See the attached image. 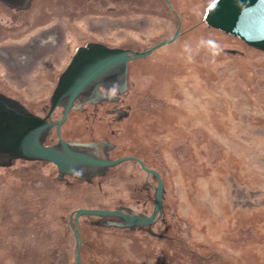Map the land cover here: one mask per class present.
I'll return each mask as SVG.
<instances>
[{"label":"rangeland","instance_id":"obj_1","mask_svg":"<svg viewBox=\"0 0 264 264\" xmlns=\"http://www.w3.org/2000/svg\"><path fill=\"white\" fill-rule=\"evenodd\" d=\"M194 19L202 22L200 15ZM209 40L221 46L219 54L201 44ZM20 43L7 45L14 60L9 77L30 81L32 92L39 94L50 67L26 77L31 56L17 52ZM1 52L5 58L0 60L8 63ZM54 53L55 68L59 55ZM134 63L142 75L126 92L132 107L117 143L142 154L165 179V215L152 228L160 237L122 229L125 224L116 216L87 218L81 230L85 261L198 264L191 250L216 256L218 264H264V51L199 25L193 34ZM106 84L116 95L127 83ZM92 95L105 97L102 90L87 91L80 101ZM108 147L100 142L97 153L105 155ZM25 170L0 168V264H74L72 232L56 209L66 187L48 178L45 167ZM113 170L101 185L82 183L68 193L80 197L85 208H112L117 200L140 197V168L127 161ZM24 193L29 209L9 204L11 197L20 202ZM35 203L43 206L41 217L32 209ZM171 234L174 240L168 239ZM102 248L108 250L105 259L93 261L91 255Z\"/></svg>","mask_w":264,"mask_h":264},{"label":"flooded vegetation","instance_id":"obj_2","mask_svg":"<svg viewBox=\"0 0 264 264\" xmlns=\"http://www.w3.org/2000/svg\"><path fill=\"white\" fill-rule=\"evenodd\" d=\"M216 1L0 0V52H6L4 55L9 61L4 63L0 60V168L5 172L7 169L17 168L19 173H22L25 169L45 167L48 170V178L64 184L67 191L62 200L67 206L65 210L72 211L67 215H60V219L72 232L75 264L74 228L78 229L79 255L83 263L80 249L83 242L82 226L87 218L101 215L81 214L75 223L77 210L85 207H80V197L68 193L69 188L82 183L101 185L114 168L130 161L144 174L141 187L143 193H140V197L130 196L117 200L112 208L99 209L150 215L155 206L157 179L155 175L148 174L135 160L126 159L106 166H92L80 163L67 155L60 154L55 157L42 151V147L56 153L61 152V136L76 151L109 160L136 156L146 166L158 171L163 181V195L154 221L139 226L140 229L133 228V224H125L122 229L141 230L160 237L152 228L160 223L165 215V179L161 171L152 166L142 154L132 153L129 148L122 150V146L117 143V132L121 129L120 125L129 118V109L132 107V100L127 98L126 92L131 90L130 82L137 81L142 75L138 73V65L134 62L144 56L114 59V54L119 50H127L129 54L130 51L147 50L162 40L172 38L178 32L177 37L169 42L175 43L185 34H193L197 28L194 19L197 15L201 16V27L234 37L257 51H264L263 48L226 31L213 21L211 6ZM262 39L264 41V36ZM21 40L19 46H22L17 52L22 53V56H31L30 72L26 77L35 75L43 65L50 67L51 72L48 73L39 94L32 92L30 81L22 82L20 79L9 77L8 66H12L14 60L9 55L7 45ZM54 50H57L59 55L55 68L52 65L56 55ZM38 56L41 57L40 61L37 60ZM88 77H91L90 84L72 101L66 118L60 124L59 136L57 125L67 106L68 91ZM110 82H125L126 89L121 90L120 94L111 95V85L106 84ZM101 90L105 95L103 99L97 100L92 95L89 100L80 101L85 92L101 93ZM103 141L107 142L109 147L102 156L97 151ZM147 193H150L149 197L152 198L150 208L147 206ZM23 196H18V200H22L19 202L21 211L30 208L26 193ZM35 205L32 209L36 211L43 208L41 203ZM165 235L164 232L161 234ZM168 239L174 240L173 234L168 236Z\"/></svg>","mask_w":264,"mask_h":264},{"label":"water","instance_id":"obj_3","mask_svg":"<svg viewBox=\"0 0 264 264\" xmlns=\"http://www.w3.org/2000/svg\"><path fill=\"white\" fill-rule=\"evenodd\" d=\"M212 19L218 24L221 28L225 29L228 32L235 34L238 37L245 39L247 42L259 46L264 49V41L262 37L264 36V0H217L212 6ZM178 35V32L170 39L162 40L160 43L155 44L151 48L144 51H130L119 50L114 54V59H126V58H135L138 56H145L152 52L155 48L159 47L162 44L169 43L173 41ZM95 74V73H94ZM93 76V75H92ZM91 77H88L81 81L79 84L74 86L68 91L67 96V106L65 108L64 114L61 119L58 121V133L61 122L66 118L68 109L77 96V94L88 84H90ZM61 143V152L56 153L53 150H46L42 147V151L53 156L67 155L75 158L80 163H86L92 166H106L108 164H114L121 160L131 159L137 161L140 166L148 173L155 175L157 179V187L155 193V206L150 215H137L133 213H126L121 210H110V209H99V208H80L77 210L75 215V223H77L78 218L81 214H94L101 216H116L121 218L122 222L126 225H147L151 224L156 217L162 200L163 195V181L158 173L153 168H150L144 164V162L136 156H123L117 159L109 160L98 158L95 155L82 153L71 148L68 143L63 140L60 136ZM75 237H76V255L75 261L77 264H83L80 260L79 255V235L78 229L74 228Z\"/></svg>","mask_w":264,"mask_h":264},{"label":"trees","instance_id":"obj_4","mask_svg":"<svg viewBox=\"0 0 264 264\" xmlns=\"http://www.w3.org/2000/svg\"><path fill=\"white\" fill-rule=\"evenodd\" d=\"M200 23H201V22H200ZM200 23H197V26H199ZM47 197H48V196H47ZM46 199H47V198H46ZM8 202H9V204H14V205H16L15 208H18L19 201H16V197H15V198H14V197H11V198L8 200ZM19 206H20V205H19ZM66 207H67V206H66V204L63 202L62 199H60V201L57 202V204H56V209L62 211L61 214H66V215H67L69 212L72 211V209L65 210ZM12 208H14V207H12ZM38 212H39V213H38ZM23 213H25V212H23ZM36 213H37L38 217H41L42 214H43V213L40 212L39 209H38V211H37ZM40 214H41V215H40ZM8 215H9V213H8L7 215H5V216L9 217ZM37 215H36V217H37ZM38 220H40V218H38ZM132 227L135 228V229H140L139 226H135V225H133ZM183 243H184V242H183ZM84 245H85V242H84V240H83V242L81 243V246H80V249H81V258H82V261H83L84 264H88V263L85 261L83 255H82V251H83ZM189 249H190V248H189ZM190 252H191L193 258L199 262L198 264H218V263H219L218 260H217V258H216V256H203V255H202L200 252H198V251H193V252H192V251L190 250ZM107 253H108V250H107L106 248H102V250L99 249V250H98V253L96 254L97 256H93V255H91V259H92L93 261H95V262H96V261H99L100 259H103V260H104L105 257H106V255H107ZM99 257H100V258H99ZM50 264H54V262H53V263L51 262ZM74 264H75V262H74Z\"/></svg>","mask_w":264,"mask_h":264},{"label":"clouds","instance_id":"obj_5","mask_svg":"<svg viewBox=\"0 0 264 264\" xmlns=\"http://www.w3.org/2000/svg\"><path fill=\"white\" fill-rule=\"evenodd\" d=\"M205 43H207L208 45L211 46L214 54H219V52L222 51L221 46L218 43H216L215 41H212V40H209L206 42L201 41V44H205ZM189 59H191V57H189Z\"/></svg>","mask_w":264,"mask_h":264}]
</instances>
